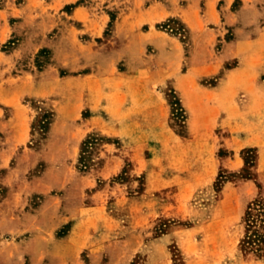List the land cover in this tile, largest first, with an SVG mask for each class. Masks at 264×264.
I'll return each instance as SVG.
<instances>
[{"label":"rangeland","instance_id":"1","mask_svg":"<svg viewBox=\"0 0 264 264\" xmlns=\"http://www.w3.org/2000/svg\"><path fill=\"white\" fill-rule=\"evenodd\" d=\"M211 2L215 68L196 99L149 85L160 48L123 54L115 23L139 0H0V264H68V251L71 264H264L262 52L223 60L264 38V0ZM155 29L180 42L187 73L205 43L179 17ZM230 74L246 88L205 93ZM89 78H106L103 108L64 125Z\"/></svg>","mask_w":264,"mask_h":264},{"label":"crops","instance_id":"2","mask_svg":"<svg viewBox=\"0 0 264 264\" xmlns=\"http://www.w3.org/2000/svg\"><path fill=\"white\" fill-rule=\"evenodd\" d=\"M140 10L134 9V12H128L125 15H122L118 18L115 23L117 30L120 34L124 36L123 39V54L128 55V59L131 58L133 51L136 49L141 50L143 53L147 45L152 44L157 48L161 49V55L166 58L163 63L164 67H161L157 74H153L149 78V85L167 82L168 80H174L176 87L179 91L186 97L192 96L196 99L200 96L201 91L197 90L195 84L198 83L199 78L204 77L205 74H209V70H214L213 62L205 57V47L206 43H214V34L208 30L206 27L208 24L214 23L217 24L218 17L216 15L215 3L211 2L212 0H207L206 11L202 14L198 6H200L201 1L205 0H187L188 4L184 7L181 6V1L183 0H153L149 3L150 0H139ZM233 0H226L227 4L230 5ZM171 17H179L186 22L193 31L194 41L193 43H205L199 46L196 56L193 57L192 65L185 74L178 75L180 61V43L177 39L166 35L165 33L157 31L156 25L163 20H166ZM106 20V17H104ZM148 26L149 29L145 31V28ZM264 31L261 36L263 37ZM242 45L258 46L262 52V64L264 63V38L259 39L257 43H253V40H246L244 43H234L228 45L230 52L228 55L224 56L223 60L234 58L239 56L241 50L239 47ZM172 47L174 51H172ZM141 53V54H142ZM90 56L87 55L86 58ZM133 57V56H132ZM245 58L250 60L253 58L250 52L245 53ZM132 59V58H131ZM132 68V66H130ZM175 69V71L173 70ZM213 72V71H212ZM236 75V74H235ZM235 75H228L224 80H222L216 88L207 89L205 93L208 95H213L219 93L225 88L228 87V90L236 92L238 89L237 82L240 83L242 89L246 88V79L243 77L234 78ZM233 76V77H232ZM133 76L128 77V86L126 91L128 95H133L134 92L141 90L140 87H135ZM106 78H98L97 81L92 79L86 80V85L84 86L83 91L80 94L74 92L73 89L69 90L68 98L69 102L66 107L63 108V124L69 123L72 124L75 122L78 117L79 112L82 110L84 104L92 110V112H99L103 108L104 104V93L102 91V81ZM151 87V86H150ZM195 88V89H194ZM128 97V96H127ZM199 104V103H198ZM97 118V117H96ZM93 123L89 122V125L92 126ZM66 125V124H64ZM73 238V235H70L69 241ZM75 254V253H74ZM67 252L68 258H65L68 264H71L73 259H69L74 255Z\"/></svg>","mask_w":264,"mask_h":264},{"label":"trees","instance_id":"3","mask_svg":"<svg viewBox=\"0 0 264 264\" xmlns=\"http://www.w3.org/2000/svg\"><path fill=\"white\" fill-rule=\"evenodd\" d=\"M249 238L251 239V236Z\"/></svg>","mask_w":264,"mask_h":264}]
</instances>
